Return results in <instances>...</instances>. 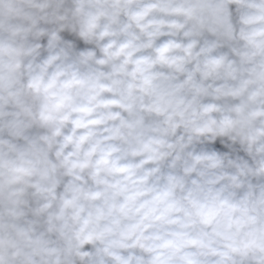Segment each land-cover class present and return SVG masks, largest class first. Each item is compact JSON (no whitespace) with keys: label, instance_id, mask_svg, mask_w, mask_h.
Instances as JSON below:
<instances>
[{"label":"clouds","instance_id":"9594fccd","mask_svg":"<svg viewBox=\"0 0 264 264\" xmlns=\"http://www.w3.org/2000/svg\"><path fill=\"white\" fill-rule=\"evenodd\" d=\"M0 264H264V0H0Z\"/></svg>","mask_w":264,"mask_h":264}]
</instances>
